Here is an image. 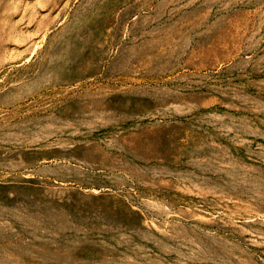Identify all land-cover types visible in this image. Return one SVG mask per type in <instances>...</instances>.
<instances>
[{
  "label": "rangeland",
  "instance_id": "374dc122",
  "mask_svg": "<svg viewBox=\"0 0 264 264\" xmlns=\"http://www.w3.org/2000/svg\"><path fill=\"white\" fill-rule=\"evenodd\" d=\"M0 264H264V0H0Z\"/></svg>",
  "mask_w": 264,
  "mask_h": 264
}]
</instances>
